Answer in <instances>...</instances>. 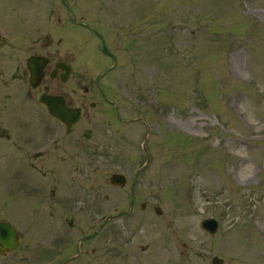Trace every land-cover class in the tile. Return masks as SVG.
<instances>
[{"label": "rangeland", "instance_id": "1", "mask_svg": "<svg viewBox=\"0 0 264 264\" xmlns=\"http://www.w3.org/2000/svg\"><path fill=\"white\" fill-rule=\"evenodd\" d=\"M65 2L116 55L117 65L105 79L107 95L122 106L125 117L139 120L123 125L125 137L118 143H109L101 132L80 141L79 150L87 156L79 161L78 198L86 202L93 196L97 202L92 208L79 204L76 212L68 208L67 220L60 218L62 207L51 202H40L34 212V200L19 182L27 181L23 175L29 169L14 165L10 141L0 142V220L22 235L17 249L0 255V264H58L75 255L76 237L91 234L100 213L129 199L128 184L110 186L108 176L121 165L131 178L145 161V137L151 161L134 193L137 205L145 202L147 208L116 223L130 228L141 221L130 236V248L152 255L155 264H210L214 255L223 264H264V0ZM57 24L66 27L55 32L53 44L60 36V50L74 52L76 32V65L87 78L109 64L100 39L70 23L61 0H0V34L5 37L0 43V99L8 88L4 81L9 83L31 38ZM13 93L7 109H0L1 126L8 132L35 119L30 118L32 107ZM95 111L92 125L104 132L108 118L98 106ZM110 150L127 156L128 163L125 156L110 157ZM209 217L219 222L213 235L200 227ZM107 232L86 240L82 258L66 264L112 263Z\"/></svg>", "mask_w": 264, "mask_h": 264}, {"label": "flooded vegetation", "instance_id": "2", "mask_svg": "<svg viewBox=\"0 0 264 264\" xmlns=\"http://www.w3.org/2000/svg\"><path fill=\"white\" fill-rule=\"evenodd\" d=\"M61 2L65 4L64 0H61ZM66 11L70 23L73 22L75 26L79 25V27L82 26L89 29L100 39L101 52L108 58L109 64L101 72L87 78L85 74L78 70V65H76L78 59L76 55V32L73 37L74 52L68 49L64 52L60 50V36L57 38V42L53 44L54 38L52 37L55 32L62 31L66 27L57 24L58 27H54L51 31L35 36L32 35L34 37L31 36L33 40L26 48L25 56L14 64L10 75L7 77L9 83L7 84L4 81V84L8 85V88L0 99V109H7L8 101L12 97L14 98L13 91H16L21 102L32 107L33 111L30 114V118L33 117L35 119L32 121H22L19 125L13 126L15 131L13 129L8 132L2 128L0 121V142L3 140L10 141L9 152L13 158L14 165L16 167L25 166L29 169H26L29 172V176L23 175L27 181L18 180L19 182H24L20 184L25 186V194L34 200V203H31V208L34 209V212L40 205V202H51L53 205L62 207L60 218L63 217L65 220H67L64 215L66 211L76 212V208H80L79 204H83L81 206L86 207V203V208H92L93 204L97 202L92 199L93 196L86 202L78 198L79 194L77 190L80 189V185L77 184L78 179L76 176L79 173H83V168L80 166L79 161L87 156L86 152L79 150L80 144L83 143L80 141L95 138L101 132L107 135L109 143H112L113 140L118 143V138L125 137L123 125L138 119L125 117L121 112L122 106L115 99H111L107 95L105 79L117 65L116 55L110 51L103 37L95 29L81 22L79 18L74 16L75 12L73 13L71 9L66 8ZM57 21L60 22L61 19L58 17ZM43 23L44 21L41 25H44ZM37 31L39 30L37 29ZM4 41L5 37H2L0 34V43ZM103 45L106 47L105 52L102 48ZM12 62H10V66ZM11 85H15L14 90L9 88ZM97 99L100 102L106 103L108 109L103 108V110ZM46 100H52L51 102L55 110L59 111L58 113L62 116H65L67 121L50 114L46 104L43 102ZM97 106L98 109L100 108V114L102 116L106 114L108 118L104 132L99 126L97 129L92 125V120L97 116V112L93 113V109L97 108ZM75 117L76 119H74ZM13 135L16 137L13 138ZM95 144L98 143L95 142ZM111 148L112 144H110ZM141 152L144 160H146V156L149 157V165L151 161L150 155L144 151ZM107 153L113 159L117 155L125 156L118 151L110 150ZM90 157H93V153ZM127 158L125 156L123 160H127L128 163ZM113 159L107 160L111 166L115 165L112 161ZM142 164L134 169L130 179H127L126 176L128 175V169L123 168L121 165H116L109 175L119 173L125 177L126 183L123 186L128 184L129 199L121 201V203H124L123 206H119L118 204L110 205L105 212L100 213L98 218L101 221L98 223L96 229L91 234L76 237V254L67 257L58 264H66L71 260L79 261L83 256L82 250L85 253L87 251L86 240L97 239L98 235L106 228L108 229L105 237L106 250L109 257L113 259L112 263L110 260V264H119L118 261L120 259L122 261L121 264H155L153 257H151L152 255H144L143 253L134 251L128 243L131 240L130 236H135L139 231L141 221L134 222L130 228L127 226L119 228L116 225L118 221L137 217L139 213L144 212L147 208L145 202H140L137 205L134 193L139 184L138 179L140 174L146 169L140 171L136 176ZM88 169H91V167H88ZM14 172L16 173L15 169ZM108 185L115 186L109 183ZM68 208H70V211ZM155 208L156 206H154V212H156ZM52 213L51 210L47 211L49 217H52ZM0 221L8 222L7 220ZM67 223L68 225H72L74 221L69 219ZM16 236L19 241L18 245H20L22 235L17 230ZM59 240L61 241L60 238H58V242ZM48 250L50 248L45 249V251ZM95 250V248H91L92 253ZM7 253L9 252L0 255ZM58 253H61V250H58ZM117 259L119 260L117 261Z\"/></svg>", "mask_w": 264, "mask_h": 264}, {"label": "water", "instance_id": "3", "mask_svg": "<svg viewBox=\"0 0 264 264\" xmlns=\"http://www.w3.org/2000/svg\"><path fill=\"white\" fill-rule=\"evenodd\" d=\"M103 50L106 51L105 46H103ZM51 101L52 100L43 101L46 104L49 113L54 115L55 117H58L61 120L67 121L65 116H62L61 114L58 113L59 111L57 112L55 110L54 105L52 104ZM74 119H76V117ZM146 164L143 167H145ZM109 182L114 185L122 186L125 183V178L120 174L114 173L110 176ZM156 213L160 214L161 213L160 209L156 208ZM200 226L201 228L206 230L209 234L213 235L217 230L218 221L213 218H206L200 222ZM17 245H18V240L14 228L7 222H0V253L3 254L5 251H11L15 249ZM222 263L223 260L221 258L217 256L211 257L210 264H222Z\"/></svg>", "mask_w": 264, "mask_h": 264}]
</instances>
